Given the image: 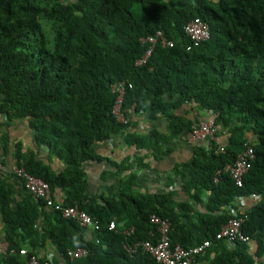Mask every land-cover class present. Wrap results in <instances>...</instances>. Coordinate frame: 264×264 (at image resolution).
<instances>
[{"label": "trees", "instance_id": "1", "mask_svg": "<svg viewBox=\"0 0 264 264\" xmlns=\"http://www.w3.org/2000/svg\"><path fill=\"white\" fill-rule=\"evenodd\" d=\"M197 17L208 23L211 37L187 50L185 25ZM159 30L175 45H156L138 64L150 48L143 39ZM0 79V129L5 120L27 118L37 141L66 168L56 173L19 150L17 161L50 183L54 199L55 188H63L65 205H78L100 224L89 234L31 193L14 209L13 186L0 179V232L17 250L0 255V264H27L19 250L40 255L46 245L55 252L54 264H72L69 247L87 249L88 264H160L141 249H126L150 238L154 213L171 221L174 245L191 248L212 239L196 262L264 264L257 259L264 256V0H0ZM120 82L126 84L122 108L128 123L113 111ZM186 104L214 115L226 135L225 151L217 152L214 143L210 149L196 145L193 158L173 168L167 191L144 195L135 192L133 167L148 166V154L135 164L126 157L113 162L120 185L98 195L87 192L83 164L103 159L97 144L122 135L126 145L160 160L173 151L174 137L192 133L199 121L176 113ZM137 114L149 121L165 117L168 132L134 133ZM246 143L255 157L243 185L228 172L216 183L215 171L234 163ZM174 174L181 177L186 201L176 200ZM253 193L257 200L240 204V196L250 199ZM235 216L244 217L242 230L250 240L215 239ZM132 227L131 234L124 232Z\"/></svg>", "mask_w": 264, "mask_h": 264}, {"label": "crops", "instance_id": "2", "mask_svg": "<svg viewBox=\"0 0 264 264\" xmlns=\"http://www.w3.org/2000/svg\"><path fill=\"white\" fill-rule=\"evenodd\" d=\"M176 113L181 116H188L198 119H213L214 115L208 111H197L191 109V106L186 104L179 107ZM2 118V117H1ZM6 119V118H4ZM132 130L134 133L144 135L153 129L161 132H168V120L165 117H160L157 120H146L144 115L137 114L134 117ZM222 142L226 139V135H221ZM207 140L197 139L192 136V133L186 132L174 137L170 146L173 151L171 154L164 156L158 160L150 150L128 146L123 141V136L111 139L108 142L97 144L96 151L103 157L101 160H88L83 164L85 170V178L87 181V192L90 195H98L101 192H107L108 187L112 184L120 185V177L114 175L117 167L114 161H121L129 157L130 162L136 163V158L148 154L145 162L146 167L133 169L137 174V182L134 186L135 192L139 195L156 194L167 191L168 176L175 169L177 164L190 161L194 156L195 146L198 144L206 145ZM24 155H32L36 159L41 160L48 165L54 172L60 173L66 168V164L57 155L51 152V149L43 144H40L36 139L35 130L29 123L27 118L5 120L0 129V162L3 163L4 168H0V179L10 183L13 186V202L12 206L16 209L25 197L29 195V191L25 188L23 181L15 176L13 172L14 166L19 163L16 159L17 151ZM172 188V187H171ZM174 190L177 191L176 200L186 201L189 195L183 190L181 177L174 174ZM54 196L57 201L65 200V191L61 187H56ZM254 198L244 199L243 205L251 204ZM242 205V204H241ZM3 221L0 217V231L3 229ZM91 234L92 227L86 228ZM4 233L0 232V237L3 238ZM0 238V239H1ZM23 243H29L25 240ZM26 248V247H25ZM53 250L50 246L38 249L37 252L41 256H45L48 252ZM250 253H256V244L250 242ZM39 255V256H40ZM257 259L264 263V256ZM60 264H64L61 262ZM196 264H208L205 261L196 262Z\"/></svg>", "mask_w": 264, "mask_h": 264}, {"label": "built area", "instance_id": "3", "mask_svg": "<svg viewBox=\"0 0 264 264\" xmlns=\"http://www.w3.org/2000/svg\"><path fill=\"white\" fill-rule=\"evenodd\" d=\"M185 34L189 38L187 50H192L194 47H197L204 41L210 39V26L204 20L197 17L185 25ZM143 40L144 42L150 43V48L145 53L144 57L138 60V64H142L147 61V59L152 55L156 45L159 44L164 47H173L175 45V41L170 39L162 30L157 31L155 34L150 35ZM119 84V86H116L119 96L113 111L118 117V120L128 123L129 118L125 116L122 108L126 84L124 82H120ZM192 136L197 139L207 140L205 145L207 149L212 148L211 144L214 143L217 152L225 151V145L222 142L221 134L219 133V128L215 123L214 118L200 119L193 126ZM245 146L246 149L238 155L234 163H229L224 168L217 169L215 171L214 181L216 183L221 180L223 172H228L238 186L243 185L244 176L251 168L252 160L255 157L253 146L248 143H246ZM0 168H4V165L1 162ZM13 172L15 176L23 181L24 186L29 193L42 199L48 208L59 212L66 219L78 222L84 228H100L98 221L95 220L87 211L81 209L78 205L68 206L54 199L50 183L28 171L23 160L14 166ZM252 197L257 200L259 195L253 193ZM244 199L245 198L243 196L239 197L238 200L240 204L243 205ZM231 211L235 213L234 208H232ZM240 213L243 215L245 214L242 210ZM243 221L244 217H231L216 233L215 239H226L231 243L236 241H249L250 237L242 230ZM150 223L154 226V229L150 232V238L126 246V249L130 254H134L141 249L143 252L154 257L160 264H196L197 256H205L213 243L212 239H206L204 242L191 248H184L179 244L174 245L170 239L171 221L169 219L154 213L150 215ZM116 224L117 223L115 221H111L109 223V228L115 229ZM133 230L134 227L126 229L124 232L131 234ZM10 253H17L16 248L11 247L10 242L6 237L1 238L0 255H8ZM19 253L27 256V264H54V251L48 252L44 259L38 254L29 255V251L25 247L21 248ZM66 255L69 257L72 264H88L83 260V258L88 256L89 252L83 247H69L66 250Z\"/></svg>", "mask_w": 264, "mask_h": 264}]
</instances>
